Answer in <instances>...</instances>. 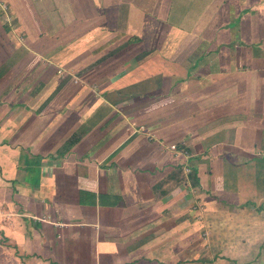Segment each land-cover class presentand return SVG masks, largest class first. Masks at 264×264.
Here are the masks:
<instances>
[{"label":"crops","instance_id":"0c3cea01","mask_svg":"<svg viewBox=\"0 0 264 264\" xmlns=\"http://www.w3.org/2000/svg\"><path fill=\"white\" fill-rule=\"evenodd\" d=\"M0 238L264 264V0H0Z\"/></svg>","mask_w":264,"mask_h":264},{"label":"rangeland","instance_id":"374dc122","mask_svg":"<svg viewBox=\"0 0 264 264\" xmlns=\"http://www.w3.org/2000/svg\"><path fill=\"white\" fill-rule=\"evenodd\" d=\"M238 213V212H237ZM198 216H197V219H203V218H205V217H203V215H201V214H197ZM201 215V216H200ZM237 215H235L234 214V217H236ZM221 228V226H218V227H216L217 229L216 230H218V233H220L221 232V230H220V228ZM200 232V236L201 237H204V232H205V227L203 226L202 227V229L199 231ZM213 237L215 238L216 237V234L215 233H213ZM1 238H0V264H15V263H17V260H15L14 258H13V256L11 255L12 254V252H10L8 249H6L5 247L4 248H2L1 246H3L2 245V243H1ZM207 260L209 261V259H205V258H201V259H198L197 260V262L199 263L200 262V264H204L205 263V261L207 262ZM213 260H215L216 261V259H213ZM217 263V262H216Z\"/></svg>","mask_w":264,"mask_h":264},{"label":"built area","instance_id":"2783aa9c","mask_svg":"<svg viewBox=\"0 0 264 264\" xmlns=\"http://www.w3.org/2000/svg\"><path fill=\"white\" fill-rule=\"evenodd\" d=\"M173 149H176V148L173 147ZM183 154H184L186 157L189 156L188 151H184V150H183Z\"/></svg>","mask_w":264,"mask_h":264}]
</instances>
